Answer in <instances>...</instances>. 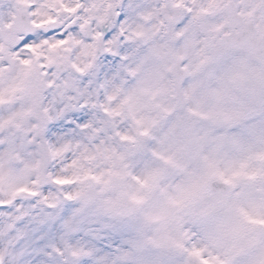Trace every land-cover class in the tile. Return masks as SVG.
Returning <instances> with one entry per match:
<instances>
[{
  "label": "snow or ice",
  "instance_id": "6c2138e0",
  "mask_svg": "<svg viewBox=\"0 0 264 264\" xmlns=\"http://www.w3.org/2000/svg\"><path fill=\"white\" fill-rule=\"evenodd\" d=\"M256 41L264 0H0V264H264Z\"/></svg>",
  "mask_w": 264,
  "mask_h": 264
},
{
  "label": "rangeland",
  "instance_id": "374dc122",
  "mask_svg": "<svg viewBox=\"0 0 264 264\" xmlns=\"http://www.w3.org/2000/svg\"><path fill=\"white\" fill-rule=\"evenodd\" d=\"M237 74L241 84L245 86L246 92L259 94L261 87L264 86L263 73L258 62L245 52L237 61ZM231 99L237 101L239 97L233 95ZM237 115L242 116L243 113H238ZM256 140L257 142L264 140V132L256 133ZM217 151L221 153V159H223L226 155L231 154L232 148L231 146L225 145L223 148H218ZM238 162L239 154L235 158L229 160L228 165L231 167L233 163ZM244 163L249 167L254 166L257 175H261L260 170L264 169V151H262L260 155H246ZM158 187L159 186L156 185L155 188L158 190Z\"/></svg>",
  "mask_w": 264,
  "mask_h": 264
},
{
  "label": "water",
  "instance_id": "95a60500",
  "mask_svg": "<svg viewBox=\"0 0 264 264\" xmlns=\"http://www.w3.org/2000/svg\"><path fill=\"white\" fill-rule=\"evenodd\" d=\"M246 51L253 55L257 60H259L264 71V44L256 41L255 43L250 44Z\"/></svg>",
  "mask_w": 264,
  "mask_h": 264
}]
</instances>
